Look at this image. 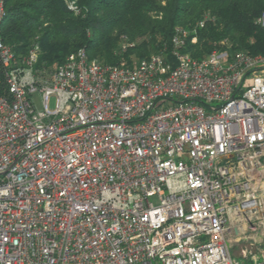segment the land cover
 I'll use <instances>...</instances> for the list:
<instances>
[{"label": "built area", "instance_id": "obj_1", "mask_svg": "<svg viewBox=\"0 0 264 264\" xmlns=\"http://www.w3.org/2000/svg\"><path fill=\"white\" fill-rule=\"evenodd\" d=\"M4 12L0 264H263L231 243L264 230V52L194 58L200 20L142 59L39 68Z\"/></svg>", "mask_w": 264, "mask_h": 264}, {"label": "trees", "instance_id": "obj_2", "mask_svg": "<svg viewBox=\"0 0 264 264\" xmlns=\"http://www.w3.org/2000/svg\"><path fill=\"white\" fill-rule=\"evenodd\" d=\"M4 0L1 36L16 56L32 42L40 48L36 67L51 68L66 55L84 48L90 59L116 63L142 59L169 42L176 27L198 21L196 43L187 50L200 58L214 41L227 38L236 49L264 52V28L256 23L264 0ZM135 42L121 50V36Z\"/></svg>", "mask_w": 264, "mask_h": 264}, {"label": "rangeland", "instance_id": "obj_3", "mask_svg": "<svg viewBox=\"0 0 264 264\" xmlns=\"http://www.w3.org/2000/svg\"><path fill=\"white\" fill-rule=\"evenodd\" d=\"M73 6H75L74 7L75 9H72V10L77 11V6L75 3ZM125 42L132 43V41L128 40L125 36L122 35L119 40V45H122ZM224 42L230 43L231 45H233V43L229 39L222 38L220 40L214 41L212 43L211 49L219 48L223 46ZM33 100L35 102L36 107L40 109L42 107V104H41V98H40L39 93H35L33 95ZM53 104H54V101H53V98H51L49 100L50 107H52ZM251 237L252 238L248 236V238L246 239L242 238L241 240H238V241L232 240V243H231L232 255L240 262L248 263V262H253V261H259L264 264V230H260L259 233H257L256 235H251Z\"/></svg>", "mask_w": 264, "mask_h": 264}]
</instances>
